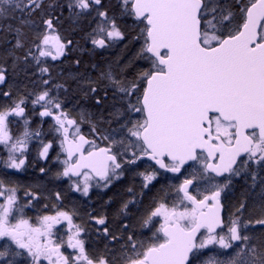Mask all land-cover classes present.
<instances>
[{
    "label": "snow or ice",
    "instance_id": "snow-or-ice-1",
    "mask_svg": "<svg viewBox=\"0 0 264 264\" xmlns=\"http://www.w3.org/2000/svg\"><path fill=\"white\" fill-rule=\"evenodd\" d=\"M65 11L76 28L90 25L93 49L125 41L128 17L143 25L133 37L142 44L119 70L56 80L48 58L74 43L60 32ZM8 34L14 43L5 41L12 46L0 57V264H264V0H118L115 8L109 0H0V41ZM137 60L143 66L129 74ZM30 66L38 74L32 89L13 90L10 77L27 78ZM109 92L107 116L79 104L103 107ZM73 99L77 116L68 109ZM33 153L57 163L52 179L84 197L125 172L140 190L129 184L111 215L101 208L82 221L64 209L62 191L42 194L37 183L21 197L12 177L34 167ZM38 172L48 175L43 166ZM164 173L180 183L161 186L145 206V191ZM234 181L244 190L226 218L222 196ZM38 205L44 211L32 223L26 211ZM93 236L108 242L103 252Z\"/></svg>",
    "mask_w": 264,
    "mask_h": 264
},
{
    "label": "trees",
    "instance_id": "trees-1",
    "mask_svg": "<svg viewBox=\"0 0 264 264\" xmlns=\"http://www.w3.org/2000/svg\"><path fill=\"white\" fill-rule=\"evenodd\" d=\"M109 4L110 6L115 8L118 5V0H109ZM67 16L68 14L64 12V15L61 17L62 26L60 27V32L62 37L71 39L74 43L73 46L67 51L65 56L62 59L57 60L55 64L50 68V72L56 80H64L65 78H68L70 74H83L95 79L99 76L101 71H106L109 66H111L114 70H119L135 57L136 52L142 44V40H134L133 37L140 35V31L143 28V25L139 22H134L132 18L128 17L125 18L122 23V27L126 30L127 33V39L125 41L117 43L106 49H93V46L88 43L85 38L86 33L90 29V25L84 23L83 25H81V27L76 28L67 19ZM37 19L39 18L37 17ZM33 34V32L29 33L30 36ZM6 37L13 39L12 43H14L12 34H8L6 35ZM5 41H8V39L0 41V46L2 49L6 45ZM11 46L12 44L9 45V47ZM4 54L5 52L2 51L0 53V57H4ZM77 60L80 61L78 65L76 64ZM93 65H95V68L92 67ZM142 66L143 62L137 60L131 67L128 68V73H134ZM9 72H11V67H9ZM32 79L37 80L36 76L34 77L33 73L28 71L26 78L24 73L18 72L15 76L10 77V85L15 86V90L19 89L23 91L26 88L29 89L30 85H32ZM75 87L76 85L75 83H73L72 88L75 89ZM72 96L77 97L78 93L72 92ZM112 103L113 101L111 92H109L108 100L103 102V107L96 106L91 101L86 104H84L83 101L79 102V104H83L87 111L94 113L97 116H107L108 112L111 110ZM79 104L76 99H73L72 103L68 105V109L73 116H77L76 109ZM83 131H87V125H84ZM98 144H100V146H104V144L100 141H98ZM132 176L133 175H130L124 178L125 181L122 182L110 195H112V197H117L120 200V195L124 193L129 184L133 183L136 187V190L139 191V183L137 179L133 181ZM167 178L168 177L162 176L161 182L156 188H154L150 193H144L145 206H147L149 202L153 200L154 196L161 186L167 188L175 185L172 180H169ZM176 183L178 184V182ZM117 203L119 204V201H116V204ZM104 207V210L108 213L115 211L112 209L107 210L105 204ZM257 228H259V226H257Z\"/></svg>",
    "mask_w": 264,
    "mask_h": 264
},
{
    "label": "flooded vegetation",
    "instance_id": "flooded-vegetation-1",
    "mask_svg": "<svg viewBox=\"0 0 264 264\" xmlns=\"http://www.w3.org/2000/svg\"><path fill=\"white\" fill-rule=\"evenodd\" d=\"M66 12V11H65ZM67 13V12H66ZM4 39H8V41H13V39L9 37H4ZM11 43H6L4 48L2 49L0 46V53L2 51H6V49H9ZM2 49V50H1ZM64 57V56H63ZM61 57L60 59H62ZM59 60V59H58ZM57 60L53 61L51 58H48V64L47 66L49 69L52 67V65L55 64ZM28 71L31 73H34L36 71L35 67L30 66L28 68ZM37 80H38V74L35 75ZM34 76V77H35ZM33 80V79H32ZM10 82V81H9ZM13 90H15V86L10 85ZM3 86H0V89H2ZM32 89V85H30L28 90ZM3 100V97H0V101ZM36 123V120L34 119V124ZM45 128H47V125H45ZM17 130L16 126H13V131L15 132ZM83 130V129H82ZM58 151V149H57ZM4 153L0 151V156H3ZM63 158V157H61ZM30 159L33 160L34 162V167L28 169L27 172L18 174L14 177H12L13 180H15L20 186H21V197H22V189L23 186L25 185H35L39 183L41 187L42 194H47L49 191H62L63 194V207L65 210H78L80 219L82 221H87L88 217L86 215L87 212H99L101 208H105L104 204L106 205V209H112L115 210L116 207L118 206V203L116 204V201H119V198L117 197H112V194L116 188L125 181L124 178L133 175L132 172H125L123 178L119 181H116L111 188L109 189H103V188H93L89 192L88 197L82 196L80 193H75L71 192L68 190V182L67 180H60L56 181L53 180L52 177L56 173V171L59 168V165L50 159L49 161H40L36 162L35 161V153H33V156L30 157ZM147 163L151 162H146L145 166H147ZM46 167L48 170V175L46 177H41L38 169L39 167ZM144 168H140L139 171H143ZM162 171V170H161ZM163 176L168 177L167 179L172 180V182L177 185L181 181V176L172 174V173H164ZM137 181L139 183V178H137ZM159 185V184H158ZM157 185V186H158ZM154 189V188H153ZM151 189V191L153 190ZM244 190V185L241 181H234V187L230 192H227L222 196V202L224 204V215L227 218V215L235 210V205L238 201V198L241 196V193ZM151 191H145V193H150ZM112 198V203L111 204H106L105 202L109 199ZM45 203H54V201L48 200V201H43ZM150 203V202H149ZM43 208L42 205H38L36 209L26 211V217L31 218V222L35 223V217L37 214L43 213ZM114 212V211H113ZM109 213L110 215L113 213ZM89 228H91V225H88ZM158 227V225H157ZM257 227V226H256ZM140 230L137 229V232ZM154 231V230H153ZM152 236L151 232H148L147 235H142L140 238L141 239H149ZM103 242V243H100ZM93 243L96 246L97 251L103 252L105 244H107V241L97 239L95 236H93Z\"/></svg>",
    "mask_w": 264,
    "mask_h": 264
},
{
    "label": "water",
    "instance_id": "water-1",
    "mask_svg": "<svg viewBox=\"0 0 264 264\" xmlns=\"http://www.w3.org/2000/svg\"><path fill=\"white\" fill-rule=\"evenodd\" d=\"M223 213H224V209H223Z\"/></svg>",
    "mask_w": 264,
    "mask_h": 264
}]
</instances>
